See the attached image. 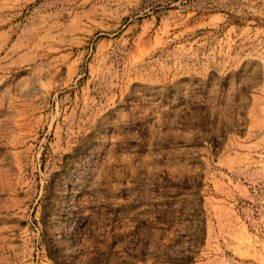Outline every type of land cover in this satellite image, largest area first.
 Wrapping results in <instances>:
<instances>
[{
    "label": "rangeland",
    "instance_id": "rangeland-1",
    "mask_svg": "<svg viewBox=\"0 0 264 264\" xmlns=\"http://www.w3.org/2000/svg\"><path fill=\"white\" fill-rule=\"evenodd\" d=\"M0 264H264V0H0Z\"/></svg>",
    "mask_w": 264,
    "mask_h": 264
}]
</instances>
